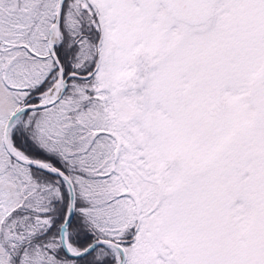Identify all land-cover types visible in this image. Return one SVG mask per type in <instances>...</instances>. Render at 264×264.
I'll return each mask as SVG.
<instances>
[{"label": "snow or ice", "instance_id": "1", "mask_svg": "<svg viewBox=\"0 0 264 264\" xmlns=\"http://www.w3.org/2000/svg\"><path fill=\"white\" fill-rule=\"evenodd\" d=\"M0 264H264V0H0Z\"/></svg>", "mask_w": 264, "mask_h": 264}]
</instances>
